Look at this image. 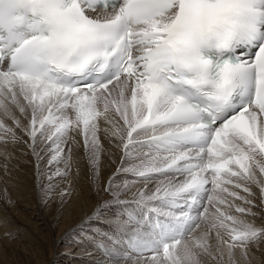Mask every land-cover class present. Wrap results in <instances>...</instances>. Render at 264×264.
Here are the masks:
<instances>
[{
    "label": "snow or ice",
    "instance_id": "snow-or-ice-1",
    "mask_svg": "<svg viewBox=\"0 0 264 264\" xmlns=\"http://www.w3.org/2000/svg\"><path fill=\"white\" fill-rule=\"evenodd\" d=\"M101 120L132 177L94 214L119 206L103 264H236L264 241V0H0V157L43 144L47 196L73 131L98 164Z\"/></svg>",
    "mask_w": 264,
    "mask_h": 264
},
{
    "label": "bare ground",
    "instance_id": "bare-ground-1",
    "mask_svg": "<svg viewBox=\"0 0 264 264\" xmlns=\"http://www.w3.org/2000/svg\"><path fill=\"white\" fill-rule=\"evenodd\" d=\"M16 116L22 123H27L18 111ZM113 118L119 119L117 115H113ZM6 123L11 124V121L6 120ZM108 127L101 120L99 142L102 148L96 165H93L89 151L83 145V137L73 131L64 148L66 154L70 150L69 174L66 178H56L54 193L48 191L47 196L45 190L50 184L48 177L57 165L49 164V154L43 151V144L36 148L39 157L27 144L17 145L14 149L10 145V158L4 160L0 157V240L8 246L3 245L2 250L0 249V264H21L17 260L6 258V252L13 251L22 252L28 260L34 259L35 264H42V261L36 259V251L26 247L27 241L31 240L29 235L33 233L39 234L40 244L46 241L49 233L54 235L47 237L51 240L54 252L52 250L44 264H103L102 252L98 245L103 243L101 237L104 234L112 236V228L107 225L112 223L113 213L119 210V206L104 210V220H97L94 214L113 198L112 192L106 191L110 180L114 182V186H122L132 180L130 174L119 171L122 167H129V163L122 150L117 147L118 140L105 131ZM58 167L64 170L65 164L61 163ZM93 176L103 179L101 186H98L99 180L92 183L89 181V177ZM32 180L34 184L30 185ZM5 186H9L25 199L14 202ZM139 187L140 184L137 183L136 188ZM252 191L255 193L253 203L257 205L252 211L256 212L257 216L246 219L254 221L256 226H264V208L259 207V190L252 186ZM62 193L64 195H61ZM131 195L132 192H129L128 196ZM232 214L240 215L234 212ZM208 223L210 222L202 223L195 235L211 231L210 243L215 246L214 230L209 229ZM26 230H29L28 235L25 234ZM23 241L26 242L22 243ZM250 247L256 249V252L264 251V241ZM247 257L251 260H245V264H264L263 261H258L255 254L253 256L248 253ZM201 260L202 264H217V261L208 256H202Z\"/></svg>",
    "mask_w": 264,
    "mask_h": 264
},
{
    "label": "rangeland",
    "instance_id": "rangeland-1",
    "mask_svg": "<svg viewBox=\"0 0 264 264\" xmlns=\"http://www.w3.org/2000/svg\"><path fill=\"white\" fill-rule=\"evenodd\" d=\"M123 162V160H121V163ZM95 180H99L98 182V186H101V182L103 181V179L100 177V179H97V177L93 176V177H89V181L92 183L94 182ZM96 181V183H97ZM30 185H33L34 182L32 180V182L29 183ZM97 185H95L96 187ZM8 188V192L10 193L11 197H12V200L14 202H20L22 199H25V197L21 198L19 193H17L16 191H14L13 189H11L9 186H5ZM32 227V226H31ZM29 232V230H26L25 231V234H27ZM30 234V233H29ZM1 235V234H0ZM28 235V234H27ZM54 237L53 234H50L49 233V236L47 235L46 236V241L43 242L42 244H40V238L38 240V237H39V234H31L29 235V238H31L30 241H27L28 243V246L26 247H30V249H33L36 251V254L38 255L36 257L37 260H40L42 261V264H44L50 257L51 253H52V245H51V240L50 238H47V237ZM1 238V237H0ZM3 238V237H2ZM15 240V239H14ZM13 240V241H14ZM1 241V240H0ZM39 241V242H38ZM26 241H23L22 243H24ZM4 241H1L0 242V249L2 250V247L4 245V247H8L6 246L5 244H3ZM13 247V246H12ZM20 247V246H19ZM54 252V250H53ZM248 253L249 254H252L254 256L255 254V257L258 259V261H263L264 262V251L263 250H258L256 252V249H254L253 247H250L249 250H248ZM40 256V258H39ZM6 258H10L11 260L13 261H16L18 263H21V264H35L36 262L33 260H28L27 258H25L22 254V252L20 253L19 251L18 252H6ZM235 261H236V264H240L241 262H243V264H245V260H251L250 258L248 257H244L241 255V252L239 250H236L235 252Z\"/></svg>",
    "mask_w": 264,
    "mask_h": 264
}]
</instances>
